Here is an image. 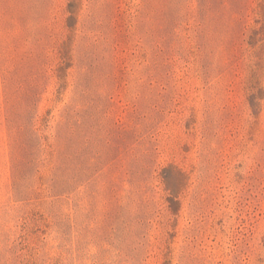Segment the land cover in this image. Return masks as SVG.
<instances>
[{
    "label": "rangeland",
    "instance_id": "rangeland-1",
    "mask_svg": "<svg viewBox=\"0 0 264 264\" xmlns=\"http://www.w3.org/2000/svg\"><path fill=\"white\" fill-rule=\"evenodd\" d=\"M0 264H264V0H0Z\"/></svg>",
    "mask_w": 264,
    "mask_h": 264
}]
</instances>
